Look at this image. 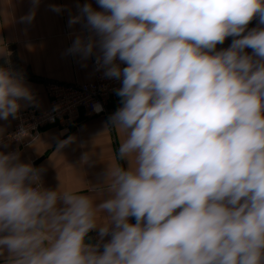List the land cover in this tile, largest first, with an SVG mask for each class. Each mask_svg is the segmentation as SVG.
I'll return each mask as SVG.
<instances>
[{
    "label": "clouds",
    "instance_id": "1",
    "mask_svg": "<svg viewBox=\"0 0 264 264\" xmlns=\"http://www.w3.org/2000/svg\"><path fill=\"white\" fill-rule=\"evenodd\" d=\"M96 2L102 10L85 3L70 18L89 35L68 51L95 53L105 77L122 82V107L105 127L122 136L118 163L93 186L105 194L97 203L44 187L40 170L0 151V262L264 264V27L248 30L257 16L264 26V0ZM22 100L34 95L9 61L0 66V119L17 117ZM93 230L103 251L85 243Z\"/></svg>",
    "mask_w": 264,
    "mask_h": 264
},
{
    "label": "crops",
    "instance_id": "2",
    "mask_svg": "<svg viewBox=\"0 0 264 264\" xmlns=\"http://www.w3.org/2000/svg\"><path fill=\"white\" fill-rule=\"evenodd\" d=\"M90 3L94 9L99 8L96 0H40L36 15L31 23L22 22L21 17L33 8L32 0H0V48L15 52L17 66L10 61V56H0V64L5 62L22 76L30 72L35 79L24 78L31 89L34 100L21 101L19 112L31 108L45 111L49 107L47 83L61 82L68 84H88L93 80V60L96 54L87 58L77 53H70L77 36H88L89 30L85 22L69 24L70 18L80 15V8ZM61 7L60 12L52 10V6ZM264 27L259 24L258 16L248 25V30ZM246 34V33H245ZM234 37H228L216 50L227 49ZM12 48V50H11ZM252 54V49H245ZM122 107L121 98L117 95L109 105L110 116ZM109 116V117H110ZM109 117L97 116L72 128L50 127L43 132L41 139L31 149L19 156L23 163H31L45 158L39 165L41 180L46 188L56 189L59 184L62 190H72L79 194L92 195L97 203L105 194L93 186L102 185L105 180L106 165L113 167L118 163L116 153L122 136L116 130L105 131ZM13 117L0 119V137L12 131ZM105 131V132H104ZM72 137V142L60 147V142ZM6 148H4V151ZM3 151V150H2ZM85 153L93 155L88 163H82ZM127 166L126 162H120ZM179 211V209L177 210ZM104 213H98L97 223H106ZM135 223V218H130ZM95 235L96 244H101L98 231H90ZM111 237H104L107 242ZM2 264V262H0Z\"/></svg>",
    "mask_w": 264,
    "mask_h": 264
},
{
    "label": "built area",
    "instance_id": "3",
    "mask_svg": "<svg viewBox=\"0 0 264 264\" xmlns=\"http://www.w3.org/2000/svg\"><path fill=\"white\" fill-rule=\"evenodd\" d=\"M125 66L121 64V67ZM121 86V80L105 77L96 59L93 60V80L88 84L47 83L48 109L39 111L31 108L19 112L13 118L12 131L0 137V151L19 153L20 156L31 149L50 127L72 128L97 116L109 117V105ZM96 105L102 106V110L96 111ZM21 129H25L27 135L17 140Z\"/></svg>",
    "mask_w": 264,
    "mask_h": 264
},
{
    "label": "water",
    "instance_id": "4",
    "mask_svg": "<svg viewBox=\"0 0 264 264\" xmlns=\"http://www.w3.org/2000/svg\"><path fill=\"white\" fill-rule=\"evenodd\" d=\"M45 158H42L38 161L35 162L34 164V168L38 169V165L44 160ZM85 243L86 244H91V245H94L96 244V241H95V235L91 232H89L85 238Z\"/></svg>",
    "mask_w": 264,
    "mask_h": 264
},
{
    "label": "trees",
    "instance_id": "5",
    "mask_svg": "<svg viewBox=\"0 0 264 264\" xmlns=\"http://www.w3.org/2000/svg\"><path fill=\"white\" fill-rule=\"evenodd\" d=\"M11 50H12V48H11ZM10 61L13 62V65L15 64V66H17V57H16L15 52H13V54H12V56L10 58ZM2 64L3 63H1L0 65H2ZM3 65H5V62H4ZM23 77L27 78V79H35L30 72L26 73V75H24Z\"/></svg>",
    "mask_w": 264,
    "mask_h": 264
},
{
    "label": "rangeland",
    "instance_id": "6",
    "mask_svg": "<svg viewBox=\"0 0 264 264\" xmlns=\"http://www.w3.org/2000/svg\"><path fill=\"white\" fill-rule=\"evenodd\" d=\"M10 53H11V54H13V52H12V51H11ZM11 56H12V55H11Z\"/></svg>",
    "mask_w": 264,
    "mask_h": 264
}]
</instances>
